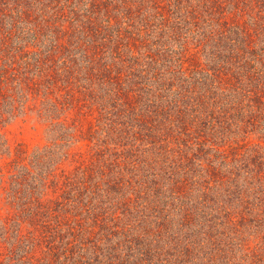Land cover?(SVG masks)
Returning a JSON list of instances; mask_svg holds the SVG:
<instances>
[{
    "label": "trees",
    "instance_id": "16d2710c",
    "mask_svg": "<svg viewBox=\"0 0 264 264\" xmlns=\"http://www.w3.org/2000/svg\"><path fill=\"white\" fill-rule=\"evenodd\" d=\"M144 3L156 7L161 30L170 22V13L176 14L164 31L171 38H183L182 58H177L181 71L187 74L186 63L198 64L197 76L175 79L158 71L153 63L159 60L147 54L152 63L146 60L141 72L145 76L150 72L153 78L152 69H156L160 84L148 90L146 105L164 113L168 108L162 103L170 99L178 112L166 118L203 139L201 152L188 161L183 177L157 180L158 173L133 168L143 179L141 200L134 203L123 192L122 178L98 180L84 163L74 172L62 169L59 142L31 151L20 144L16 156L0 168V201L8 207L0 223V241L6 248L0 251V264H264L259 252L257 258L224 261L225 247L213 240L226 218L233 222L240 216V224L262 232L264 242V146L237 141L220 150L226 144H213L237 131L245 136L264 133V0H0V124L16 115L21 105L24 110L31 108L30 101L41 86L52 83L62 90L59 81L53 80L49 60L57 57L55 61L64 62L65 53L81 49V28L91 37L104 31L94 26L96 19L109 17L113 25V14H133L132 9ZM118 30L102 39L114 42L113 55L121 58L132 47L131 39L141 37ZM193 35L195 41L184 44L186 36ZM125 66L117 76L103 75V86L117 85L113 100L135 90V83L126 84L121 75L136 78L137 73L134 68L127 71L129 64ZM92 77L89 68L86 78ZM147 81L145 85L151 84ZM104 89L111 98L112 88ZM98 98L107 101L102 95ZM125 104H132L128 94ZM123 119L120 116L117 124L124 126ZM56 120L51 118V125L66 122V118ZM122 129L116 128L119 137L131 132ZM6 145L0 130L2 157L10 155ZM118 151L111 160L119 169L117 175L123 157L130 161ZM211 151L218 164L207 158V167L200 163L199 169L200 154L211 155ZM100 152L104 162L111 159L108 146ZM136 163L132 157L131 164ZM233 207L240 208L234 216ZM127 213L132 216L130 222L123 220ZM242 241L241 248L251 249L250 240Z\"/></svg>",
    "mask_w": 264,
    "mask_h": 264
},
{
    "label": "rangeland",
    "instance_id": "374dc122",
    "mask_svg": "<svg viewBox=\"0 0 264 264\" xmlns=\"http://www.w3.org/2000/svg\"><path fill=\"white\" fill-rule=\"evenodd\" d=\"M140 6L141 8L132 9L135 11L133 14H129V12L128 15L113 14V25L109 21V17L103 16L96 19L94 26L99 25L98 28H103V32L99 31L87 38V30L81 28V42L85 46L80 45L78 47L81 49H75L74 51L72 49L70 52L65 53L67 60L64 62L55 61L57 57L54 58L53 62L49 60L51 65L49 70L54 73L53 80L59 81L62 90H59V86L55 88L52 83H48L47 86H41L39 93L35 95V99L30 101L32 103L31 108L26 107L24 110L21 105L15 112L16 115L8 116L7 122L0 124L4 140L7 141L6 150H10V155L9 153L3 154L2 157L1 153L4 151V147L0 149V168H5V161L16 156V150L20 144L28 147L31 151L40 145H53L59 142L61 148L57 151V155L61 159L62 169L65 168L74 172L76 168L84 163L89 168L92 167L91 169L98 180L100 178L103 180H109L113 177L122 178L126 184V189L123 192L134 203L137 200H141L139 190L143 186L142 177L138 171L133 169L136 166L142 171L147 168V172L158 173L159 178L157 177V180L161 178L167 179L171 176H184V170L189 167L188 161L194 158L195 154L201 152L200 145L203 143L200 142L203 139L200 141L199 138L195 137L194 133L186 131L182 125L180 126V124L177 125L176 123L174 125L173 122H169L166 115L172 114L176 116L178 112L172 105L173 103H170V99L165 100V104L162 103L168 108L167 112L160 113V111L157 112L148 108L146 96L150 95H147V92L155 89L160 84V79L155 77L156 69H152L154 74L153 78H151L150 72L145 76V72H141L142 69L140 67V65L146 63V60L152 63L151 59L146 57L147 54L151 53L154 55V60L157 58L159 63L163 64L153 63L155 65L158 64V71L167 72L175 79H182L185 73L181 71L180 65H177V58L180 60L182 58V46L180 44H182L183 38L180 40H178V37L171 38L164 31L175 20L174 15L176 14L170 13V22L166 28L161 30V16L157 14L156 7H152L149 3L140 4ZM81 17L84 18L83 16ZM147 22L149 23L147 24ZM75 23L78 25L77 22ZM120 28H123V34L129 36L130 34H136L141 38L131 39L132 47L122 52L124 57L116 58L111 49L115 43L108 40L103 41L102 38L105 34L111 36V34L117 33ZM194 38V35L193 38L192 36H186L185 40L187 42L184 41V44L192 43L193 40L195 41ZM126 42L127 39L125 38L122 44L125 45ZM134 42L135 45L132 44ZM9 49L7 48L6 50ZM47 55L49 56V52ZM128 64L131 68L127 71L134 68L137 77L123 74L121 78L126 84L129 82L135 83L133 85L135 90L128 93L125 91L121 99L113 100L112 97L115 96L113 92L117 85L113 83L103 86V75L117 76L116 73H122L126 67L125 65ZM186 64L188 67L184 66L183 70H186L188 75H185L197 76L198 64H194V62ZM153 67L155 68V66ZM62 68H65L63 73L61 71ZM66 68H69V71ZM89 68L93 74L92 80L86 78V72L87 70L89 71ZM56 71L58 72L56 73ZM148 79L150 80L147 81ZM146 81L153 84L154 87L150 89L151 84L145 85ZM71 87L73 89L69 92L68 89ZM108 87L112 88L111 98L105 94L104 88ZM74 91H76V95L73 97ZM90 92L92 93L91 97L87 95ZM126 94L130 96L132 106L125 104ZM100 95L108 102L114 104V106H109L107 101L102 102L98 98ZM120 116L124 117L122 121L123 123L125 122L124 126L117 124ZM51 118H57V122H65L63 119L66 118V122L64 125L53 126L51 125ZM142 121H147L148 124L146 125ZM90 122L94 124L92 130ZM128 124L130 126H127ZM117 127L131 130V132L128 135L124 133L119 137L120 135L116 130ZM262 132L248 133L245 136V134L237 131L222 141L217 139V142L213 144L217 143L216 146L226 144L220 150L226 149L230 144L237 141L240 143L248 141L252 145L261 144L264 146V133ZM107 146L111 151L109 153V158L111 159L104 162L100 150L107 148ZM117 149H119L118 152H120L121 156H127L130 160L127 163L125 157H123V160H121L123 168L119 175L116 174L119 169L111 165L112 158H116L112 153L115 154L114 151H117ZM99 152L100 154L98 155ZM214 153V151H211V155L208 152L200 154L202 155V157H199L201 159H196L197 167L199 169L202 168L201 165H203V168L207 167L209 163L207 158L215 160ZM100 155L101 159L99 158ZM132 157L136 158L137 163L135 165L131 164ZM200 163L202 164L200 165ZM212 164L216 165L218 163L215 160ZM204 174H206V171ZM7 208V205L0 201V223L7 214ZM230 209L232 210V216L240 210V208L234 207ZM125 216L123 217L124 222H130L132 216L128 213ZM248 227L246 224H240V216L236 217L233 222L226 218L225 224L218 228L217 236L213 235V240L221 241L227 251L226 256L228 258L226 257L224 261L228 259L229 263L240 262V256L257 258L259 256L258 252L264 255V242L261 239L263 233L257 232L256 229L251 231ZM249 231L253 234L252 237ZM214 232L213 234H215ZM240 238H242L244 243L250 240L249 246H251V249L241 248ZM0 251H6L1 241Z\"/></svg>",
    "mask_w": 264,
    "mask_h": 264
}]
</instances>
